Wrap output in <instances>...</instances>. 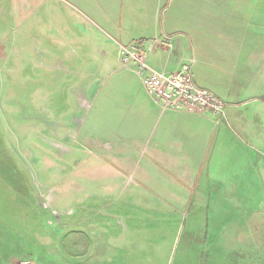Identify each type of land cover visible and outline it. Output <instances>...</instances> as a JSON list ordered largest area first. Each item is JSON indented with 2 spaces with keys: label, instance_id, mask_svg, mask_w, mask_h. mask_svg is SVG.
Returning <instances> with one entry per match:
<instances>
[{
  "label": "rangeland",
  "instance_id": "374dc122",
  "mask_svg": "<svg viewBox=\"0 0 264 264\" xmlns=\"http://www.w3.org/2000/svg\"><path fill=\"white\" fill-rule=\"evenodd\" d=\"M10 6L0 7V264H101L102 237L110 264H264V131L232 135L188 187L145 182L144 153L119 173L130 155H118V134L129 142L134 123L109 75L124 70L116 48L102 46V62L96 42L47 43L36 26L47 6ZM124 194L165 202H118Z\"/></svg>",
  "mask_w": 264,
  "mask_h": 264
},
{
  "label": "crops",
  "instance_id": "0c3cea01",
  "mask_svg": "<svg viewBox=\"0 0 264 264\" xmlns=\"http://www.w3.org/2000/svg\"><path fill=\"white\" fill-rule=\"evenodd\" d=\"M5 1L17 12L29 4L47 6V22L36 24L44 27L43 41L64 43L78 52L96 42L102 62L109 55L102 49L106 44L116 48L118 61L119 45L169 36L173 48L158 49L150 65L173 72L192 60L195 85L224 101L225 113L217 124L210 114L164 110L132 71L113 69L109 75H118L116 90L121 89L125 107L118 112L134 123L127 134L129 142L118 134L123 142L118 155H130L116 159L119 173L125 168L133 172L137 154L144 153L147 158L138 173L145 182L154 175V185L188 187L199 180L212 155L232 144V135L256 139L264 131V16L259 15V0H0V7ZM79 58L88 65L87 57ZM137 200L165 202L153 194L117 198L125 203ZM184 200L182 194L175 198ZM104 234L103 230L100 235ZM111 257L115 249L102 237L96 258L110 264Z\"/></svg>",
  "mask_w": 264,
  "mask_h": 264
},
{
  "label": "built area",
  "instance_id": "2783aa9c",
  "mask_svg": "<svg viewBox=\"0 0 264 264\" xmlns=\"http://www.w3.org/2000/svg\"><path fill=\"white\" fill-rule=\"evenodd\" d=\"M171 38L164 36L145 42L119 45L118 58L124 70L132 71L141 81L147 95L164 110L210 114L218 118L225 113L222 99L195 85L191 76L192 60L183 62L173 72L156 70L150 60L158 49L170 51Z\"/></svg>",
  "mask_w": 264,
  "mask_h": 264
}]
</instances>
